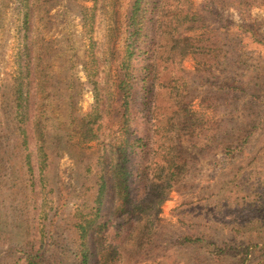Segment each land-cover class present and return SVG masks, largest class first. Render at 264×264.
<instances>
[{
  "label": "rangeland",
  "instance_id": "374dc122",
  "mask_svg": "<svg viewBox=\"0 0 264 264\" xmlns=\"http://www.w3.org/2000/svg\"><path fill=\"white\" fill-rule=\"evenodd\" d=\"M133 4L0 0V104L16 82L27 85L36 182L28 208L14 214L11 169L0 168V264H28L32 251L35 264H78L71 226L77 214L97 208L90 188L100 174L107 180L103 248L114 264H264V117L262 125L245 127V119L258 122L264 113V9L243 16L191 0L185 6L202 13L200 29L161 26L144 37L154 40L132 56L135 87L124 135L116 84L130 56ZM93 82L101 115L89 132ZM35 116L45 161L32 131ZM240 130L253 135L229 146L225 137ZM125 151L130 194L145 199L139 208L122 205L114 184ZM156 196L164 201L151 202ZM186 236L202 243L184 245ZM99 242L91 231L89 264H103Z\"/></svg>",
  "mask_w": 264,
  "mask_h": 264
},
{
  "label": "trees",
  "instance_id": "16d2710c",
  "mask_svg": "<svg viewBox=\"0 0 264 264\" xmlns=\"http://www.w3.org/2000/svg\"><path fill=\"white\" fill-rule=\"evenodd\" d=\"M191 0H134V4L129 16L130 31L129 38H127L128 51L130 56L126 57L121 64L120 72L117 78L116 91L118 93L120 111H119V127L123 130L124 135L129 133V125L131 117L129 114L131 97L135 87V77L132 70V56L136 52H143V45L147 44L148 41L152 42L154 36L148 41H144V37H147L149 33L156 34L155 28L158 30L161 26H165L170 31H179L184 29L187 32H195L200 29V25L205 21L200 11L188 12V6L185 4ZM210 4L217 6L224 10H235L241 15L247 16L255 8L264 9V0H209ZM173 3V4H172ZM192 6V5H191ZM153 28V29H152ZM257 43H261L256 37L253 36ZM150 43L148 44V46ZM187 54L183 53V57ZM226 59V60H225ZM224 61H227L226 56ZM146 77L150 79L154 73L153 62L152 64L146 65ZM95 90V105L94 111L88 116V131L92 132L93 127L89 126V123L97 124L101 115V103L100 95L98 92V83L93 82ZM27 85L25 83L16 82L12 88V95L7 99L3 107L0 104V168L9 166L11 169L10 178L12 185L9 190L12 196V207L14 214H21L24 212L33 198L36 189L34 166H33V155L30 149V143L32 137L30 136V128L28 126V110L30 108V93L27 92ZM258 110V107L255 106ZM255 109V110H256ZM256 110V111H257ZM259 121L245 119L247 124L245 127L252 125H262L264 113L257 115ZM262 117V118H261ZM36 121L32 126V131L38 142V151L40 158L45 161V147H44V130L41 121H38V117L35 116ZM35 120V119H34ZM239 135H229L225 137L226 143L229 146L240 143L241 139L244 142L249 140L252 134L243 132L240 130ZM228 139V140H227ZM124 153L121 160V164L117 169L116 173L120 174V177L115 178L114 182L116 191L123 197V204L128 205L132 208L141 207L145 205V199L135 200L130 194L129 188V175L127 174V163L128 154ZM85 164H88L87 161ZM1 175V173H0ZM177 182V181H176ZM175 182V183H176ZM168 181L162 183L168 184ZM174 183V185H175ZM159 185V184H157ZM157 190L156 192L158 191ZM95 192V204L97 208L87 214H77L73 219L72 232H75L77 239L73 241V244H78V264H89L91 251L89 248L90 232H94L102 241L98 243V248H101L102 252L106 253L104 256L103 264H114L113 257L111 254L104 251L103 244V231L106 228L107 222L100 223L101 207L104 204L106 191H107V180L104 175H98L97 181L90 188ZM124 194V195H123ZM157 197V198H156ZM151 198V202L158 199V203L161 204L164 198L156 196ZM140 202V203H139ZM138 207V208H139ZM129 211V210H128ZM131 211L129 215L124 218V224L129 225L132 223ZM137 220L142 222L143 217L137 216ZM71 238V233H70ZM184 245H192L196 243H202L201 238L186 236L180 240ZM24 243V242H23ZM26 242L25 245H27ZM217 255H221V250H215ZM38 252H30L28 255V264H35L34 259L37 257ZM105 255V254H104ZM111 259V261H110Z\"/></svg>",
  "mask_w": 264,
  "mask_h": 264
}]
</instances>
